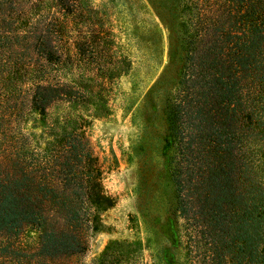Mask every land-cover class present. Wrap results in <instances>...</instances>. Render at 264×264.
I'll return each mask as SVG.
<instances>
[{
    "label": "trees",
    "instance_id": "obj_1",
    "mask_svg": "<svg viewBox=\"0 0 264 264\" xmlns=\"http://www.w3.org/2000/svg\"><path fill=\"white\" fill-rule=\"evenodd\" d=\"M84 2L0 0V264L81 253L111 203L81 127L114 66L84 67ZM150 2L181 51L163 112L182 264H264V0Z\"/></svg>",
    "mask_w": 264,
    "mask_h": 264
},
{
    "label": "rangeland",
    "instance_id": "obj_2",
    "mask_svg": "<svg viewBox=\"0 0 264 264\" xmlns=\"http://www.w3.org/2000/svg\"><path fill=\"white\" fill-rule=\"evenodd\" d=\"M84 1L85 9H97L91 12L94 30L85 37L92 47L85 45L84 67L114 66L101 107L84 102L81 127L111 203L98 211L102 225L86 230L81 253L47 262L182 264V228L174 212L169 170L173 147L163 112L181 68L171 23L156 14L150 0H118L115 7L110 5L117 0ZM69 36L74 38L75 31ZM25 124L32 122L27 119ZM32 131L38 138L39 126ZM36 240L37 232L30 227L17 237L26 251Z\"/></svg>",
    "mask_w": 264,
    "mask_h": 264
}]
</instances>
